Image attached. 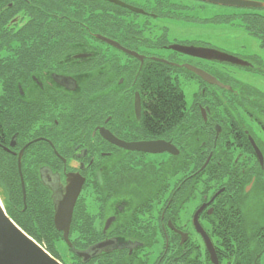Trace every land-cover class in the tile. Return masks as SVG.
I'll use <instances>...</instances> for the list:
<instances>
[{
  "label": "flooded vegetation",
  "instance_id": "af4514ba",
  "mask_svg": "<svg viewBox=\"0 0 264 264\" xmlns=\"http://www.w3.org/2000/svg\"><path fill=\"white\" fill-rule=\"evenodd\" d=\"M118 1L0 0V36L10 40L0 49L9 69L0 80V148L9 180L16 174L21 186L22 228L44 231L40 242L64 248L53 256L65 264H215L193 221L206 204L199 222L218 264H244L213 233L220 225L209 216L223 201L256 222L262 251L253 264H263L264 88L251 79L264 77V55H234L248 62L235 64L171 48H214L207 40L146 41L155 6ZM62 40L77 43L58 47ZM158 66L197 86L173 129L151 125L141 88L144 73ZM143 141L174 152L129 147ZM70 180L80 189L66 240L54 201ZM43 194L51 207L35 218L28 198Z\"/></svg>",
  "mask_w": 264,
  "mask_h": 264
},
{
  "label": "trees",
  "instance_id": "16d2710c",
  "mask_svg": "<svg viewBox=\"0 0 264 264\" xmlns=\"http://www.w3.org/2000/svg\"><path fill=\"white\" fill-rule=\"evenodd\" d=\"M155 9L158 14L157 17L163 15V12L160 10L161 8L159 9L157 6ZM158 12H160V14ZM230 17L232 16H229L227 20ZM241 20L250 34L261 38L262 46H264V15L259 13H244L241 15ZM160 33L159 28H155L154 32L150 30L149 34L146 35V41L149 38V42H151L152 39L154 41L158 40L160 43L165 42L167 40V33L164 34L163 37L160 36ZM9 42L10 40L7 37L0 36V49L10 47ZM61 43L62 44L58 45V47L75 44L77 40H62ZM35 44L36 42H33L31 46H35ZM4 55V53H0V57L2 58L0 59V80L3 82L5 79L4 76L9 71L8 67L4 64V61L7 60L4 59ZM160 69L161 68L158 66L156 70L150 73L145 72L142 78L141 88L144 91L145 98L148 100L147 108L150 113L151 125L153 127H158L159 125L163 126L167 124L173 129L184 120L186 105L188 104L186 91L178 78L171 74L168 75L167 72L161 71ZM3 98L4 93L0 94V117H2L4 113ZM5 160V155L0 148V197L8 214L22 227V224L16 217V215L21 212L23 206L21 186L16 174L12 178V181L9 180L8 176L10 173L5 166ZM14 172L17 173L16 169ZM9 192H11L12 197H14V203L11 205L8 204ZM33 199L28 198V211L31 210V214H33L35 218L47 215L51 206H49L50 203L44 194L42 196L40 195V198L33 196ZM226 205L227 203L223 204V201H220L219 211L215 212L213 216H209L210 219L220 225L219 229L214 228L213 233L216 234L218 241L226 248L230 247V250H232V248H237L238 255L245 256L246 258L244 264H253L256 253L262 251V248L258 247L259 243L255 242L256 237L254 231L258 226L251 217L241 214L237 209L236 211L233 206L232 208L229 206L230 209L225 208ZM250 226L253 228L249 229ZM35 228L36 225L29 229L25 228V231L38 241L44 240V231H39ZM50 233L51 232H46L47 235H50ZM56 234L58 237L59 234ZM46 243V248L51 251L53 255L56 251L59 254V250H64L62 247H59V249L56 247L53 248L49 242Z\"/></svg>",
  "mask_w": 264,
  "mask_h": 264
},
{
  "label": "rangeland",
  "instance_id": "374dc122",
  "mask_svg": "<svg viewBox=\"0 0 264 264\" xmlns=\"http://www.w3.org/2000/svg\"><path fill=\"white\" fill-rule=\"evenodd\" d=\"M250 1L264 3V0ZM141 2L161 8L164 16L161 15L152 22L155 23L156 28H159L160 36L163 37L167 33L166 37L171 42L177 38L178 40L203 39L210 42L215 49L238 57L264 55L261 38L250 34L241 20V15L244 13L264 15V6H225L200 0H141ZM229 16L232 17L227 20ZM251 80L253 84L264 88L263 76L252 73ZM181 81L184 83L188 100H191L197 88L196 83L190 77L182 78Z\"/></svg>",
  "mask_w": 264,
  "mask_h": 264
},
{
  "label": "water",
  "instance_id": "95a60500",
  "mask_svg": "<svg viewBox=\"0 0 264 264\" xmlns=\"http://www.w3.org/2000/svg\"><path fill=\"white\" fill-rule=\"evenodd\" d=\"M117 3H121L118 0H112ZM218 5L236 6V7H261L264 3L250 1V0H200ZM123 4V3H121ZM143 12L141 9L138 10ZM112 44L115 42L110 41ZM171 48L187 53L193 56H199L204 58L217 59L222 62H232L235 64H248L245 60H242L234 55L228 54L224 51H220L214 48L196 47L193 45H181L172 44ZM187 67L195 72L202 73L197 68L187 65ZM137 106L140 109V101L137 100ZM137 107V108H138ZM169 144V143H168ZM167 144V145H168ZM129 147L149 152L170 150L174 152V146H166L163 141L158 142H136L129 144ZM21 156V155H20ZM19 170L22 179V186L24 195L26 192L25 182L21 170V164H19ZM74 182L70 180L69 186L65 196L55 197V225L59 230L64 231L66 240H68L70 222L73 214V208L77 198L80 185L74 186ZM206 204H203L194 215L193 221L198 231L202 234L207 249L210 252L211 259L215 264L219 263L218 256L214 249V244L199 222V214L205 208ZM110 222V221H109ZM109 224V223H108ZM104 244L96 245L98 251L101 250ZM0 264H64L56 257H54L42 244L30 236L25 230H23L7 213L1 199H0ZM256 264H259L256 262Z\"/></svg>",
  "mask_w": 264,
  "mask_h": 264
}]
</instances>
